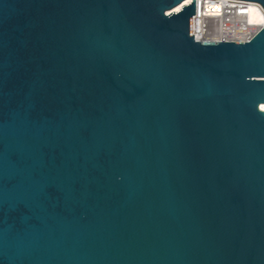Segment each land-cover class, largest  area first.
I'll return each instance as SVG.
<instances>
[{
    "label": "water",
    "instance_id": "1",
    "mask_svg": "<svg viewBox=\"0 0 264 264\" xmlns=\"http://www.w3.org/2000/svg\"><path fill=\"white\" fill-rule=\"evenodd\" d=\"M0 264H264V0H0Z\"/></svg>",
    "mask_w": 264,
    "mask_h": 264
}]
</instances>
